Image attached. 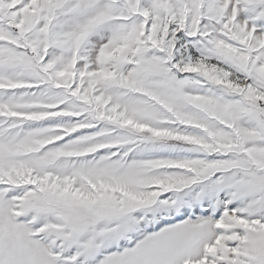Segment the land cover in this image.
Returning <instances> with one entry per match:
<instances>
[{
	"label": "snow or ice",
	"instance_id": "6c2138e0",
	"mask_svg": "<svg viewBox=\"0 0 264 264\" xmlns=\"http://www.w3.org/2000/svg\"><path fill=\"white\" fill-rule=\"evenodd\" d=\"M0 264H264V0H0Z\"/></svg>",
	"mask_w": 264,
	"mask_h": 264
}]
</instances>
